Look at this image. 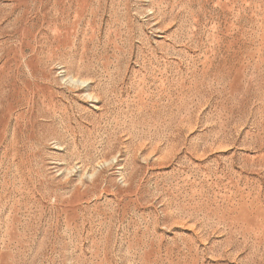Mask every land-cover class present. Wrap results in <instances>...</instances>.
<instances>
[{
	"label": "rangeland",
	"instance_id": "obj_1",
	"mask_svg": "<svg viewBox=\"0 0 264 264\" xmlns=\"http://www.w3.org/2000/svg\"><path fill=\"white\" fill-rule=\"evenodd\" d=\"M0 264H264V0H0Z\"/></svg>",
	"mask_w": 264,
	"mask_h": 264
}]
</instances>
